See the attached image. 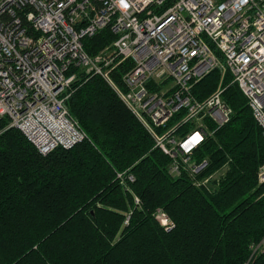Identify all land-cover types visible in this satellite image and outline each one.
<instances>
[{
  "label": "trees",
  "instance_id": "trees-1",
  "mask_svg": "<svg viewBox=\"0 0 264 264\" xmlns=\"http://www.w3.org/2000/svg\"><path fill=\"white\" fill-rule=\"evenodd\" d=\"M116 38L105 29L85 50L96 56ZM130 66L114 73L122 89ZM220 80L212 72L194 94L208 97ZM227 84L232 120L192 157L207 160L203 177L219 173L210 190L170 174L169 157L101 77L81 78L68 101L87 136L71 149L43 155L0 117V264H264L263 131L229 76ZM119 173L134 176L129 188Z\"/></svg>",
  "mask_w": 264,
  "mask_h": 264
},
{
  "label": "built area",
  "instance_id": "built-area-1",
  "mask_svg": "<svg viewBox=\"0 0 264 264\" xmlns=\"http://www.w3.org/2000/svg\"><path fill=\"white\" fill-rule=\"evenodd\" d=\"M105 29L116 40L89 55L84 40ZM125 62L122 89L114 73ZM215 71L217 89L199 99L195 86ZM228 76L264 136V0H0V117L43 155L87 139L68 101L81 78L101 77L169 157L170 174L210 190L219 173L203 177L207 160L192 157L232 120ZM118 179L126 188L135 181ZM156 217L172 228L162 210Z\"/></svg>",
  "mask_w": 264,
  "mask_h": 264
},
{
  "label": "bare ground",
  "instance_id": "bare-ground-1",
  "mask_svg": "<svg viewBox=\"0 0 264 264\" xmlns=\"http://www.w3.org/2000/svg\"><path fill=\"white\" fill-rule=\"evenodd\" d=\"M89 39V38H88ZM85 41V40H84ZM77 86V85H76ZM142 124V123H141ZM143 125V124H142ZM144 126V125H143ZM145 128V127H144ZM262 131V130H261ZM210 139H212V138H210ZM64 149H71V148H64ZM191 178V177H190Z\"/></svg>",
  "mask_w": 264,
  "mask_h": 264
},
{
  "label": "rangeland",
  "instance_id": "rangeland-1",
  "mask_svg": "<svg viewBox=\"0 0 264 264\" xmlns=\"http://www.w3.org/2000/svg\"><path fill=\"white\" fill-rule=\"evenodd\" d=\"M221 172L224 173V172H225V169H223ZM191 179H192V178H191ZM258 249H259V248H258Z\"/></svg>",
  "mask_w": 264,
  "mask_h": 264
}]
</instances>
